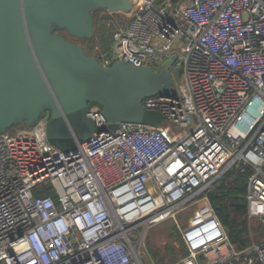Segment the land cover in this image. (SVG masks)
I'll use <instances>...</instances> for the list:
<instances>
[{
    "label": "built area",
    "instance_id": "1",
    "mask_svg": "<svg viewBox=\"0 0 264 264\" xmlns=\"http://www.w3.org/2000/svg\"><path fill=\"white\" fill-rule=\"evenodd\" d=\"M130 3L105 10L125 22L98 60L174 59V93L142 100L162 122L111 131L93 107V136L67 154L47 141V112L0 131V264H145L147 230L191 206L182 264H264V240L236 250L208 196L248 170L246 219L264 226V0Z\"/></svg>",
    "mask_w": 264,
    "mask_h": 264
},
{
    "label": "water",
    "instance_id": "2",
    "mask_svg": "<svg viewBox=\"0 0 264 264\" xmlns=\"http://www.w3.org/2000/svg\"><path fill=\"white\" fill-rule=\"evenodd\" d=\"M130 8V0H0V131L30 127L47 112V141L67 154L93 136V107L111 131L161 124L142 100L174 93V59L158 69L121 60L103 66L67 38H92L95 10Z\"/></svg>",
    "mask_w": 264,
    "mask_h": 264
},
{
    "label": "trees",
    "instance_id": "3",
    "mask_svg": "<svg viewBox=\"0 0 264 264\" xmlns=\"http://www.w3.org/2000/svg\"><path fill=\"white\" fill-rule=\"evenodd\" d=\"M98 10L92 12L94 19V36L92 38L78 39L70 35H67V38L70 37L72 38L71 40L78 43L81 41V45L84 47L85 51L99 59L100 54L105 56L110 55L112 47L111 45L105 43L102 36L103 28L105 27L102 24L104 15L95 16ZM96 42L101 45V51H95L94 44H96ZM248 173L249 171L246 169L243 171H237L234 169L230 170L222 176L219 182L208 193L210 202L225 230L227 237L229 238V241L238 251L246 248L251 242V236L248 230L249 225H247L246 219V200L244 197ZM49 194L55 201H57L54 191L49 190ZM185 254L186 250L184 249L182 251V255ZM157 264L167 263H165L164 259L161 258Z\"/></svg>",
    "mask_w": 264,
    "mask_h": 264
},
{
    "label": "rangeland",
    "instance_id": "4",
    "mask_svg": "<svg viewBox=\"0 0 264 264\" xmlns=\"http://www.w3.org/2000/svg\"><path fill=\"white\" fill-rule=\"evenodd\" d=\"M104 15L102 36L106 44L112 45V34L114 30L125 22V16L120 13L108 15L105 10H98L95 16ZM98 38V37H97ZM69 39H72L69 37ZM82 44V42H79ZM101 45L96 42L94 44L95 51H101ZM175 83H179L182 79L181 67L176 65L172 70ZM193 213V207H189L177 214L175 220H167L163 223L151 226L145 235L144 243V262L145 264H157L159 259H164L167 264H182L181 260L188 254L187 246L184 243L180 229L187 226L188 220ZM249 233L255 242L264 240V226L258 224L257 221H248ZM180 228V229H179ZM135 237V236H134ZM186 250V254L182 255V251Z\"/></svg>",
    "mask_w": 264,
    "mask_h": 264
}]
</instances>
